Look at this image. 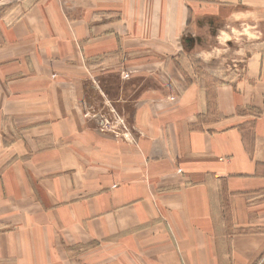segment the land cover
Instances as JSON below:
<instances>
[{"label": "crops", "instance_id": "crops-1", "mask_svg": "<svg viewBox=\"0 0 264 264\" xmlns=\"http://www.w3.org/2000/svg\"><path fill=\"white\" fill-rule=\"evenodd\" d=\"M44 2L0 19V264H264V52L215 100L175 67L264 24V0ZM155 65L182 87L158 114L167 79L116 74ZM100 94L138 144L83 119Z\"/></svg>", "mask_w": 264, "mask_h": 264}, {"label": "rangeland", "instance_id": "rangeland-1", "mask_svg": "<svg viewBox=\"0 0 264 264\" xmlns=\"http://www.w3.org/2000/svg\"><path fill=\"white\" fill-rule=\"evenodd\" d=\"M44 1L45 0H0V19L8 26H12L24 18L26 14L31 13L30 10L35 4L40 3L44 6L46 4ZM40 9L43 11V8ZM237 28L225 30L230 35V37L228 36L229 39L224 40L223 42L215 40V44H212V46H214V49L217 50L215 52L216 54L208 57V60L204 61L202 60L204 57L202 58L196 56H191L188 60L180 57L175 59L176 68L182 65L188 66V68H191L194 65L199 68L200 74L203 75L207 81V88L210 87L209 92H212L211 94L213 99L215 96L213 87H215V85L217 86L228 83L243 76L246 67L245 61H247L249 58L248 56L255 50L256 46H258L257 49L259 50L262 48L264 52V24L258 25L256 28L247 27L248 32H246V26L244 28ZM159 70V67L155 65L154 68H146L143 71H131L124 69V67H122L121 70V66H119V69L116 71V74L121 80L123 79V81L129 80L135 74H137V76L140 74H150L153 76H162L164 79H167L168 82L164 83L168 85V88L173 85L170 89V91L172 90L171 94L173 95L168 97L167 100H164L161 97L159 98V101H157L158 99L154 100L155 102H153L152 106L156 114H158L157 112H160V110L165 111L167 108L172 109L177 107L176 97L180 95L179 90H182V87H179L177 79L174 83V81L172 82L171 80V74L165 73L162 70L160 72ZM178 74L179 71L177 72V75ZM185 76L189 77L188 72H185ZM83 79H86L85 82L91 83L95 88V83L97 81L93 77V73L87 72L86 77ZM158 81L160 80L158 79ZM100 97L102 98L101 94ZM88 100L89 103H87V106L85 107L86 110L82 115L85 121L91 122L99 132L111 134L113 135L112 137L117 140H123L125 142L132 143V145L138 144L139 137L135 135L136 128L131 125V122L134 120H128L124 117L123 107L117 108L105 97L98 101L97 104L93 102L91 96ZM152 121L156 125L160 124V120L158 118Z\"/></svg>", "mask_w": 264, "mask_h": 264}, {"label": "clouds", "instance_id": "clouds-1", "mask_svg": "<svg viewBox=\"0 0 264 264\" xmlns=\"http://www.w3.org/2000/svg\"><path fill=\"white\" fill-rule=\"evenodd\" d=\"M217 41L218 42H223L224 40L229 39L228 35L224 32V30H221L219 32V35L217 36ZM217 50H213V52H216ZM211 55H213V53H201V56L204 57L205 59H207L208 57H210Z\"/></svg>", "mask_w": 264, "mask_h": 264}]
</instances>
